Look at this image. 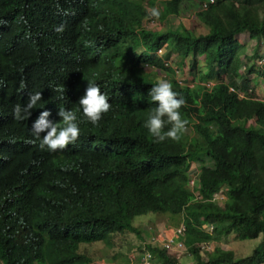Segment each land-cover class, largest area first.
Segmentation results:
<instances>
[{
    "label": "trees",
    "instance_id": "trees-1",
    "mask_svg": "<svg viewBox=\"0 0 264 264\" xmlns=\"http://www.w3.org/2000/svg\"><path fill=\"white\" fill-rule=\"evenodd\" d=\"M191 1L162 0L160 15H181ZM150 6L144 0H0V264H95L83 245L111 247L117 235H140L133 221L148 213L184 216L192 264H264V102L241 99L222 83L211 92L174 88L186 101L180 112L194 135L185 130L179 142H155L145 127L157 107L149 96L157 80L146 65L165 68L175 53L196 69L203 56L205 78L235 82L245 46L240 35L264 39V0H215L198 12L207 28L200 35L144 29ZM61 23L64 31H54ZM65 47L82 54L81 66L90 62L85 73L75 72L78 60L54 57ZM53 71L80 83L108 75L116 88L114 107L98 124L76 108L80 137L56 152L42 150L31 133L42 111L58 122L47 102ZM37 91L42 98L31 116L14 119L13 107ZM192 162L199 163V199L189 187ZM225 186V199L215 200ZM229 233L262 241L245 257L219 248L202 255L203 244ZM146 248L156 264H184L158 240Z\"/></svg>",
    "mask_w": 264,
    "mask_h": 264
},
{
    "label": "clouds",
    "instance_id": "clouds-1",
    "mask_svg": "<svg viewBox=\"0 0 264 264\" xmlns=\"http://www.w3.org/2000/svg\"><path fill=\"white\" fill-rule=\"evenodd\" d=\"M161 1L162 0H156L155 1L156 4L153 6V7L156 6V8H153L150 6V0H144V4H148L150 6L149 16L148 18L144 19V23H143L144 29L147 28L149 30H157L153 28H148L147 21L154 20L153 17H155L156 20H158L157 18L160 16L159 9H160ZM204 1L205 0L201 1L199 9L195 13L196 15H198L199 11L206 10V9H202ZM2 23L3 22H0V24ZM64 29H65V25L63 23L54 27V31L58 33L63 32ZM158 31H162V30H158ZM245 34L246 33L241 34L240 39L243 37L242 35ZM250 38L254 39L252 37ZM244 39L246 40V38ZM245 40L243 44L245 43ZM164 52H165V48H162L158 51V55H161ZM54 57H68L78 60L79 64L73 66L75 72L85 73V70L90 67L89 66L90 62L82 66L80 65V59L82 58V54L76 52L71 47L56 49ZM175 57L177 56L175 53H173L169 57V59L166 60L167 66L165 68L156 67L150 64H147L145 67V71L148 70L147 69L148 67L152 68L151 70H148V73L154 76V80H157V82L149 90V96L151 97V101L155 103L157 107H155L151 111L147 120L145 121V127L148 129L149 134L154 138L155 142H163L166 139H171L179 142L182 137V134L186 130L188 121L182 118L180 112V109L186 105V101L182 95H180L177 91L174 90V88L195 89L201 86L203 87L204 90L211 92L216 85L222 83V84H226L227 87L230 89V91L237 94L241 99L251 98L264 102V96L262 94H259L258 92L259 89H257L256 87V83L259 80L257 81L249 80L250 81L249 85L243 87V83H242L243 80L239 78H236L235 82H232L227 77L223 80H219L217 78H205L204 74L206 72L208 73V68L205 66L204 63L205 61L203 56H198L197 60L199 62L198 64L199 68L197 67L196 69H193L191 67L190 60H186L185 62L182 63L177 57L181 67L190 66L191 73L188 74L190 70L189 68L188 72L186 71L184 73V75L186 76H184L180 81L178 80L177 77L176 83L178 82L179 84H176V87H173V84L170 81L166 80L167 74L165 73L164 76L162 77L163 79L159 80L158 79L159 75H157L156 77L155 70L156 72L167 70L169 67V61H171ZM251 57H254V60L251 66L246 67L247 71L249 70L250 67H253L255 69L250 74L259 71V75L263 76L264 78V55L261 54L260 56L259 55L257 56L256 54H253ZM259 59L261 60L259 61ZM242 65L245 66L244 63H242L241 68ZM197 69H198L197 75L191 76V74L194 75V72ZM179 70L177 69L178 73H180ZM53 73L51 72V87L48 91L49 99L47 102L52 103L50 107V111L58 119V122H54L48 119V117L50 116L49 111L47 110L42 111L38 116V118L33 122L31 127V133L36 139L40 141L39 147L42 150L47 149L48 151L56 152L67 149L69 145L74 144L80 137L81 130L79 127V120H78L76 108L80 106L84 117H86L87 120L90 121L93 125H96L102 119L103 115L108 111H110L111 107H114L115 101H113L112 99L115 95L116 88L113 83L115 79L108 75L96 74L94 76H91L90 78L85 79L82 83H80V80H76V79L74 81L73 80L70 81L67 76L63 77L62 73H57L55 71H53ZM202 75H204V77H202ZM65 78H67L68 80H65ZM260 82L264 83V80H260ZM238 83H240L241 85H238ZM232 88H234V90H232ZM41 98H42L41 91L30 93L26 104L24 105L17 104L13 107L14 119L18 121L27 120L32 114V109L37 107V103L41 101ZM251 123H253V120H250L248 122V124ZM166 125H171V127L165 130ZM41 133H46V134L41 136ZM198 170H199V163L192 162L189 170L190 172L189 187L193 190V193L196 196L195 199H199L200 197L199 182L197 178ZM192 181L195 182V185L192 184ZM226 192H227V187L225 186L222 188V190L219 193L215 194L214 199L217 201H223L226 197ZM181 225H185L184 220L182 221ZM181 225H179L176 229L173 230L174 237L176 238L179 237L185 238L186 226H185L184 235L180 236L177 235L176 233L177 229ZM210 227H211L210 229L212 230L213 225L211 224ZM131 233L135 235L138 234L136 232H131ZM204 245L206 244L202 245L203 248L202 250L205 249ZM144 249L145 250L143 251V253L146 250H148L147 248ZM168 252L171 255H173L169 250ZM173 256H175V254ZM192 261H193V257H192ZM151 263L154 264L153 260Z\"/></svg>",
    "mask_w": 264,
    "mask_h": 264
},
{
    "label": "rangeland",
    "instance_id": "rangeland-1",
    "mask_svg": "<svg viewBox=\"0 0 264 264\" xmlns=\"http://www.w3.org/2000/svg\"><path fill=\"white\" fill-rule=\"evenodd\" d=\"M201 1L202 0H194L188 2L181 16L160 15L157 18L158 20L153 17L154 20L147 21V27L157 30H165L167 28L184 30L187 28L193 30L196 35L206 33L207 28L195 14L200 7ZM153 8H156V6ZM244 40L245 39L242 37L241 41L244 42ZM261 40L262 41L251 40L247 34L244 43L245 47L241 51L242 63H244L245 66L242 65L239 77H237L241 80H259L256 83L257 89L264 87V83L260 82V80H264V78L263 76L259 75V71H256L252 74L247 73L246 67L251 66L253 63L254 57H251L253 54H256L257 56H260L261 54L264 55V40ZM260 60L261 59H259V61ZM189 68L190 66L181 67L180 63L178 62V58L175 57L169 61V67L167 70L160 72H156L155 70V74L156 77L159 75V80L163 79L162 77L164 76V73L167 74L166 80L170 81L173 84V87H176V84H179L178 82L176 83V78L178 77V80L180 81L184 76H186L184 73L186 71L188 72ZM147 69L151 70L152 68L148 67ZM177 69H180V73H178ZM148 70L146 71L148 72ZM190 73L191 68L188 74ZM197 73L198 69L194 72V75L191 74V76H196ZM206 73L204 75H206ZM204 75H202V77H204ZM238 85L241 84L238 83ZM234 124L237 125L238 123L235 122ZM186 133L189 134V136L194 135L190 127L186 128ZM169 216V214L159 213H148L137 216L133 224L135 227H138L141 230L140 235L125 232L114 237V244L111 247L107 246L104 242H96L92 245H83L81 249L82 251L89 253L95 264H152L151 260H146L143 256V251L145 250L144 248H146L145 244H149L152 241L156 242L157 239L159 243L164 245L169 239L173 238L175 243L171 246L170 252L173 255L175 254V256L179 257V260H182V263L192 264V256L184 244V238H176L174 237L173 233V230L182 224L184 217L183 215ZM168 224L171 225L173 229L169 226L166 227ZM205 228L211 230L210 225H205ZM215 238L217 239H215L213 242L206 243V245H204L205 249L202 250V255L204 257H206L208 251L213 250L214 248L233 250L237 257H245L250 255L262 241V236L255 239L241 240L238 239L233 233H229V235H226L222 238H219L218 235L216 237L215 235Z\"/></svg>",
    "mask_w": 264,
    "mask_h": 264
},
{
    "label": "built area",
    "instance_id": "built-area-1",
    "mask_svg": "<svg viewBox=\"0 0 264 264\" xmlns=\"http://www.w3.org/2000/svg\"><path fill=\"white\" fill-rule=\"evenodd\" d=\"M215 2V0H205L204 3H203V7L202 9H207L211 4H213ZM232 90H234V88H232ZM192 184L195 185V182L192 181ZM177 235H184L185 233V225H181L177 231H176ZM175 243V240L172 238V239H169L168 242L165 243L167 249L169 251H171V246L174 245ZM143 256L146 260H151L152 261V258H153V253L146 250L144 253H143Z\"/></svg>",
    "mask_w": 264,
    "mask_h": 264
},
{
    "label": "crops",
    "instance_id": "crops-1",
    "mask_svg": "<svg viewBox=\"0 0 264 264\" xmlns=\"http://www.w3.org/2000/svg\"><path fill=\"white\" fill-rule=\"evenodd\" d=\"M242 36H243L244 38H246L245 36H247V35L245 34V35H242ZM251 40L257 41L256 39H251ZM263 40H264V39H263ZM258 92H259V94H262V95L264 96V87L260 88V89L258 90ZM171 216H172V215H170L169 217H171ZM168 226H169L170 228L173 229V227H172L171 225H169V224L166 225V227H168ZM172 229H171V230H172ZM139 230H140V229H139ZM140 231H141V230H140ZM130 233H131V232H130ZM137 235H139V233H138ZM156 240H157V239H156ZM152 242H154V241H152ZM152 242H151V243H152ZM146 245H147V244H145V247H146ZM191 263H192V262H191Z\"/></svg>",
    "mask_w": 264,
    "mask_h": 264
}]
</instances>
